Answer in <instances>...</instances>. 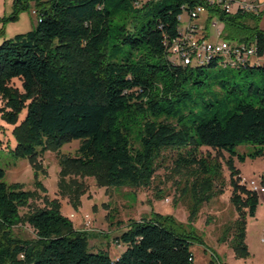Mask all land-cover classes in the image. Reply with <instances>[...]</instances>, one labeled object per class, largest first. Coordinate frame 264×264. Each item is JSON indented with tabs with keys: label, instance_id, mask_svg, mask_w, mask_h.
I'll list each match as a JSON object with an SVG mask.
<instances>
[{
	"label": "trees",
	"instance_id": "trees-1",
	"mask_svg": "<svg viewBox=\"0 0 264 264\" xmlns=\"http://www.w3.org/2000/svg\"><path fill=\"white\" fill-rule=\"evenodd\" d=\"M195 4L13 0L7 19L30 9L37 21L0 43V97L12 107L4 113L11 122L27 108L14 129L17 158L38 167L37 158L47 149L79 140L80 155L64 159L62 174L94 176L101 186H148L166 149L178 150L179 164L199 161L203 169L205 161L197 159L200 147L228 152L231 200L238 212L230 227L231 247L237 257H247L246 215L255 216L259 198L239 182L233 162L264 156V85L238 79L256 71L264 75V64L225 67L219 55L202 64L174 62L166 41L179 35V15ZM214 15L224 24L225 39L255 41L263 54L264 31L252 12L212 10L210 18ZM243 143L252 144V151L238 152ZM5 175L0 168V264H195L191 244L203 239L174 216L157 212L129 221L117 238L126 248L116 257L91 250L86 233L74 228L58 201L28 213L36 235L23 238L14 227L33 193L19 182L9 183ZM202 187L199 202L213 195L210 185ZM82 190L76 192L75 207ZM190 213L193 222L195 210Z\"/></svg>",
	"mask_w": 264,
	"mask_h": 264
},
{
	"label": "rangeland",
	"instance_id": "rangeland-1",
	"mask_svg": "<svg viewBox=\"0 0 264 264\" xmlns=\"http://www.w3.org/2000/svg\"><path fill=\"white\" fill-rule=\"evenodd\" d=\"M12 9L13 0H0V37L5 28L28 31L34 27V21H37L30 9L21 10L16 19H7ZM187 19V13H184L181 22L185 23ZM221 27L224 33L223 23ZM214 31L211 27L212 39H216ZM244 80L264 85V75L259 71L245 79H238L239 82ZM14 84L21 86L19 80ZM243 90L246 92L247 88L244 87ZM238 98L248 100L244 94H239ZM7 110L11 111L12 107L7 108L4 99L0 97V168L6 171V181L19 182L25 190L33 193L29 203L21 208L23 218L14 227L15 234L26 239L35 237V230L26 218L28 213L58 201L62 214L72 221L74 228L86 233L90 249L107 251L111 257H116L126 248L124 243L117 242V238L128 229L129 221L151 217L156 212L174 216L178 222L184 223L187 229L203 239V242L193 240L191 244L197 264H225L230 252H234L230 227L238 217V212L231 200L228 152H219L207 146L200 147L197 159L205 161L203 169L199 161L187 166L179 164L178 150L166 149L156 160L155 172L148 186H101L94 176L62 174L64 159L67 161L69 158L79 157V140H68L56 149H47L37 158L38 167H34L29 159L17 158L13 154L17 144L14 129L26 117L27 108L24 107L17 113L14 122L4 116ZM252 149L253 145L249 143L237 147V151L241 153ZM233 163L239 169L242 183L256 180L264 184V156L249 157L244 162L234 158ZM204 182L210 185L208 192H213V195L206 201L199 202ZM78 188L83 190L79 195V205L75 207L73 200L76 199ZM245 188L250 192L246 186ZM220 189L222 193L219 192ZM242 194L246 195L245 192ZM258 198L255 216L246 215V241L253 251L264 250V192H259ZM194 210L191 222L190 211Z\"/></svg>",
	"mask_w": 264,
	"mask_h": 264
},
{
	"label": "built area",
	"instance_id": "built-area-1",
	"mask_svg": "<svg viewBox=\"0 0 264 264\" xmlns=\"http://www.w3.org/2000/svg\"><path fill=\"white\" fill-rule=\"evenodd\" d=\"M257 8L255 0H196L194 7L187 12L185 23L181 22L183 14L179 15V35L166 41L170 57L183 64H202L219 55L221 65L233 68L256 63L259 58L257 42H230L224 38L223 22L219 16H210L212 10L233 15L253 13ZM211 27L215 30L216 39L211 37ZM241 184L253 192H264V184L256 180Z\"/></svg>",
	"mask_w": 264,
	"mask_h": 264
},
{
	"label": "crops",
	"instance_id": "crops-1",
	"mask_svg": "<svg viewBox=\"0 0 264 264\" xmlns=\"http://www.w3.org/2000/svg\"><path fill=\"white\" fill-rule=\"evenodd\" d=\"M255 2L258 4V8H257V11L253 12L252 14H254V16L256 17V21H257L258 25L264 31V0H255ZM30 24L32 26V23H30ZM33 24L35 25V21ZM18 30L19 29L9 30V29L5 28L4 33L0 37V42H2L4 39L12 38L18 33L26 32V31H18ZM258 60L260 61L261 64H264V52L262 55L259 56ZM246 239H247V236H246ZM246 243L248 245L247 241H246ZM248 248H249L250 253L247 257H237L235 255V252H233V253L230 252L228 260L225 261V263H228V264H264V250L253 251L251 249L250 245H248ZM211 261L212 260L210 259V262ZM194 263L197 264L195 255H194Z\"/></svg>",
	"mask_w": 264,
	"mask_h": 264
}]
</instances>
